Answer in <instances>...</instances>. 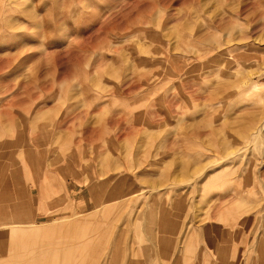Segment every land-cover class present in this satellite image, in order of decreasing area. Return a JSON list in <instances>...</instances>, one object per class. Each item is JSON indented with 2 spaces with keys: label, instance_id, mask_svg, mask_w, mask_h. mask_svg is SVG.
Wrapping results in <instances>:
<instances>
[{
  "label": "rangeland",
  "instance_id": "obj_1",
  "mask_svg": "<svg viewBox=\"0 0 264 264\" xmlns=\"http://www.w3.org/2000/svg\"><path fill=\"white\" fill-rule=\"evenodd\" d=\"M46 263L264 264V0H0V264Z\"/></svg>",
  "mask_w": 264,
  "mask_h": 264
},
{
  "label": "bare ground",
  "instance_id": "obj_2",
  "mask_svg": "<svg viewBox=\"0 0 264 264\" xmlns=\"http://www.w3.org/2000/svg\"><path fill=\"white\" fill-rule=\"evenodd\" d=\"M78 228V227H77ZM80 228V227H79ZM47 264V263H46Z\"/></svg>",
  "mask_w": 264,
  "mask_h": 264
}]
</instances>
